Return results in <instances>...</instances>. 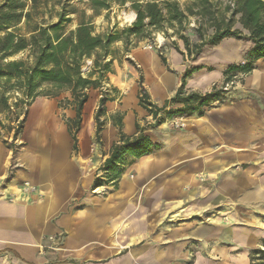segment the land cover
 Segmentation results:
<instances>
[{
    "label": "crops",
    "instance_id": "1",
    "mask_svg": "<svg viewBox=\"0 0 264 264\" xmlns=\"http://www.w3.org/2000/svg\"><path fill=\"white\" fill-rule=\"evenodd\" d=\"M252 45L227 37L190 60L184 49L171 48L165 55L171 70L160 54L145 50L137 57L143 85L162 106L186 69L197 68L185 78V88L209 92L231 64L247 61ZM138 90L139 83L129 92L123 132L135 134L137 121L160 147L128 157L121 176L103 184L95 180L107 179L101 167L118 139V92L108 95L98 142L95 113L102 95L89 91L77 153L65 123L76 115L70 106L63 107L61 122L54 117L53 98L37 97L29 106L15 152L20 167L10 183L28 179L40 195L14 202L0 197V264H227L230 255L258 246L264 238V57L224 98L201 115L183 118L186 125L176 130L165 122L152 125L138 104ZM12 154L0 129L1 176L8 175ZM57 233H63L62 243L42 254L46 237Z\"/></svg>",
    "mask_w": 264,
    "mask_h": 264
},
{
    "label": "trees",
    "instance_id": "2",
    "mask_svg": "<svg viewBox=\"0 0 264 264\" xmlns=\"http://www.w3.org/2000/svg\"><path fill=\"white\" fill-rule=\"evenodd\" d=\"M119 2L124 4L125 0ZM132 2L136 19L123 30L125 39L117 29L105 33H94L91 22L85 21H80L74 29L66 32L63 24L69 18L62 14L57 21L51 23L32 21L33 11L45 5L46 0H29V4L26 0H7L0 6V30L6 31L0 39V77H5L7 81L14 77L16 84L29 98L42 95L38 90L41 85L49 87L51 92L45 94L48 97L58 96L62 92L70 94L66 98V103L76 115L74 118L65 119V123L73 139L75 153L78 152L77 132L81 127L83 108L89 98V91L100 90L102 81L108 80V74L112 73L113 58L106 60L109 55H112V44L123 40L127 45L132 41L131 35L137 40L146 38L150 34V27L159 29L166 15L170 20H181L185 17L176 1L132 0ZM160 3L171 6L172 9L164 13ZM90 7L97 14L102 8L109 9L110 5L106 0H90ZM228 8H232L231 16L228 19L215 18L212 24L213 32L206 39L200 28L198 29L199 42L190 43L186 36L182 37L186 49V53H182L191 59L199 56L204 47L217 45L227 37L248 39L253 43L247 53V61L243 64H231L225 71L224 82L230 81L238 72L249 73L254 68L255 62L264 57V0H233V5H229ZM236 15H239L238 19H235ZM22 22H26L28 26V37L16 33L15 29L19 28L18 25ZM236 22L241 25V28L235 27ZM12 27H14L12 30H8ZM23 50L29 51L31 62L2 61ZM88 58H93V65L92 70L85 74L83 65L84 60ZM160 58L170 69L163 53L160 54ZM196 70L197 68L186 69L180 76L181 85L175 95L162 106L151 100L148 90L143 85V75H140L138 104L149 112L153 121L152 125H160L167 118L176 115L191 116L196 113L201 115L204 107L226 96L228 90H224L217 84L206 93L188 92L185 88V78ZM101 95L95 113L98 142H100V132L104 124L101 120L106 111L104 105L109 100L105 93L101 92ZM7 99L5 95L1 97L4 107L0 106V114L3 109L9 107ZM122 119L123 115H117L115 125L119 131L118 139L112 144L109 156L101 167L107 179L98 177L95 184H103L105 181L115 182L121 176L128 157L139 158L160 147L144 132L137 121L135 122L136 133L125 134ZM17 121L16 128H13L15 136L20 134L25 119H17ZM3 141L6 143L5 140ZM250 260V264H264V249H254Z\"/></svg>",
    "mask_w": 264,
    "mask_h": 264
},
{
    "label": "rangeland",
    "instance_id": "3",
    "mask_svg": "<svg viewBox=\"0 0 264 264\" xmlns=\"http://www.w3.org/2000/svg\"><path fill=\"white\" fill-rule=\"evenodd\" d=\"M7 0H0V6ZM109 3V9H100L96 14L90 7V0H46V4L41 6L38 10L33 11L32 21H39L45 23L55 22L59 19L62 14L64 17L69 18L63 24L64 31L68 32L74 29L80 21L91 22L93 25L94 33H105L112 30H119L120 35L125 39L124 29L132 24L135 18V10L132 7V0H125L124 4H121L120 0H106ZM145 1V0H139ZM163 1V0H159ZM176 1L180 10L183 11L185 17L181 20H170L168 15H166L165 21L161 22L159 29L150 27V34L142 39L137 40L133 35L130 36L131 42L129 44H124L123 40L117 41L112 44L111 49L113 50L112 55H109L106 60H111L112 73L108 74V80L102 81V87L100 92L105 93L106 96L111 94L115 95L117 90L109 87V83L117 85L122 88L125 93L118 92V105H117V115H123V109L129 107L131 104V98L129 97V92L136 85L138 86V80L141 74H143L142 65L138 62L137 57L139 53L145 50L154 51L155 53L166 55L168 51L173 48L178 51L185 49V44L182 39L186 36L190 43H195L200 41L198 29L200 28L205 34V39L213 32L212 24L215 18L228 19L231 16L232 8H228L229 5H233V0H169ZM29 4V0H26ZM160 5L164 8V13H168L172 9L171 6H166L163 3ZM239 15L235 16L238 19ZM19 28L15 29L16 33L23 34L28 37V26L26 22H22L18 25ZM236 28H241V25L236 22ZM14 27L8 29L12 30ZM5 30H0V39L5 35ZM151 47V48H148ZM210 47V46H206ZM190 60V57H187ZM10 60H22L25 62H31L28 50H23L14 55L5 58L4 62ZM168 60V58H167ZM186 60V59H185ZM169 62V61H168ZM93 58H88L84 60L83 71L85 74L92 70ZM243 76H238L237 79L242 80ZM5 77H0V106L3 108L4 104L1 102V97L5 95L7 99L8 109H3L0 114V129L1 137L6 141L9 148H12L13 156L15 152L21 145L20 141L23 139L22 132L18 136L14 135V129L18 124L17 119L22 120L27 116V109L33 103L37 97H48L45 96L46 93L51 91L48 89L47 85H41L38 89L42 95L34 98L27 97L23 91L20 89L19 85L16 84V79L12 77L10 80H5ZM113 80V81H112ZM223 81V80H222ZM222 81L218 82L221 85ZM241 82V81H239ZM68 92H62L58 96L49 97L57 101V105L54 108V117L57 121L61 118H65L63 112V107L67 106L66 98L69 97ZM121 100V101H120ZM122 111V112H121ZM186 115H176L171 118H167L165 122V127L171 130H176L180 127H176L171 124V120L176 118H186ZM25 122V121H24ZM36 122V117L34 114L31 115L30 123L28 126L30 129L33 128ZM61 122V121H60ZM122 123L123 119H122ZM2 125V126H1ZM27 137H30V131L27 133ZM17 148V149H15ZM224 217H227L224 215ZM256 221V220H255ZM261 221H259L260 223ZM250 247V248H249ZM248 245L245 247V254H237L229 256L228 260H224L227 264H250V256L252 255L254 249L261 248L264 249V238L260 239L258 246ZM249 250L247 251V249ZM236 257L238 260H236ZM241 257H244V260ZM218 259L217 255L214 256Z\"/></svg>",
    "mask_w": 264,
    "mask_h": 264
},
{
    "label": "built area",
    "instance_id": "4",
    "mask_svg": "<svg viewBox=\"0 0 264 264\" xmlns=\"http://www.w3.org/2000/svg\"><path fill=\"white\" fill-rule=\"evenodd\" d=\"M151 48V47H148ZM244 73H236L230 81H222L221 85L218 84L219 87L224 90H230L236 84L241 81V79H237L238 76H244ZM171 124L176 127H184L186 122L183 121V118H176L171 120ZM12 150V148H10ZM17 149V148H15ZM15 156H11L9 167H8V175L1 176L0 175V197L7 198L10 202L18 201V200H30L33 198V195H40L39 186L35 183L31 182L28 179H24L16 184L10 183L12 180V176L16 171L17 167H20L19 161H16ZM10 183V184H9ZM10 188L11 192L4 194V190L6 188ZM63 233L52 234L46 237V240L49 244H42L40 246V251L42 254H45L47 251H53L60 245L63 241Z\"/></svg>",
    "mask_w": 264,
    "mask_h": 264
},
{
    "label": "water",
    "instance_id": "5",
    "mask_svg": "<svg viewBox=\"0 0 264 264\" xmlns=\"http://www.w3.org/2000/svg\"><path fill=\"white\" fill-rule=\"evenodd\" d=\"M135 15V18H136V14H134Z\"/></svg>",
    "mask_w": 264,
    "mask_h": 264
},
{
    "label": "bare ground",
    "instance_id": "6",
    "mask_svg": "<svg viewBox=\"0 0 264 264\" xmlns=\"http://www.w3.org/2000/svg\"><path fill=\"white\" fill-rule=\"evenodd\" d=\"M113 81V80H112ZM183 121H185V120H183Z\"/></svg>",
    "mask_w": 264,
    "mask_h": 264
}]
</instances>
